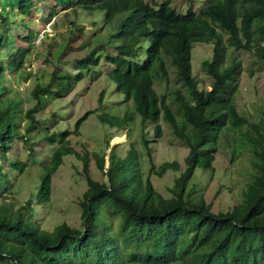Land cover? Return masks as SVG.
<instances>
[{
    "label": "trees",
    "instance_id": "16d2710c",
    "mask_svg": "<svg viewBox=\"0 0 264 264\" xmlns=\"http://www.w3.org/2000/svg\"><path fill=\"white\" fill-rule=\"evenodd\" d=\"M35 1L0 0V161L7 162L6 152L15 138L28 142L20 131L21 117L29 120L26 129L33 128L34 111L45 106L46 97L64 96L81 78L83 68H94L100 61L96 47H92L76 59L75 74L68 68L53 71L49 81L35 84L33 105L24 110L23 98L9 85L6 74L15 70L16 74L25 73L31 49L39 48L42 40L35 44L36 32L29 29L26 35L17 36L25 44H17L11 27L22 18L12 13L16 8L22 16H29ZM53 1L74 12L103 10L107 24L118 17L114 21L115 52L105 53L110 68L106 73L139 113L142 124L150 123L153 136L162 135L160 118L168 122L188 148L186 165L181 167L175 159L159 164L155 170L159 176L167 170L179 171L169 188L171 194L164 196L149 175L142 178L133 142L124 156L112 147L106 165L107 152L84 148L79 154L63 143L68 130L43 133L42 138L53 149L41 160L36 199L39 203L49 201L52 175L65 154L79 157L87 181L79 200L81 228L61 222L49 230L36 220L30 221L25 205L15 206L16 198L0 203V264H264V108L258 119L250 120L231 99L241 60L229 48L246 49L264 59V0H205L200 13L178 11L170 0ZM77 27L82 30V26ZM59 39L47 45L48 55L52 45H60ZM196 42L212 43L210 55L200 64L211 77L210 88H204L192 72L191 50ZM167 60L179 86L169 83ZM155 82L163 84L160 91ZM103 93L101 90L100 99ZM89 113L86 110L79 116L75 126ZM98 116L108 128L119 126L114 122L115 114L103 111ZM227 125L240 131L252 150L255 170L241 190V199L229 209L215 212L200 186L190 184V180L196 167L213 176V160ZM144 130L142 141L147 146L150 132ZM27 144L32 152L33 142ZM91 155L104 176L102 180L88 174ZM10 165L22 171L27 163ZM6 180L7 169L0 162L2 198L8 195L2 188ZM113 219H117L115 228Z\"/></svg>",
    "mask_w": 264,
    "mask_h": 264
},
{
    "label": "rangeland",
    "instance_id": "374dc122",
    "mask_svg": "<svg viewBox=\"0 0 264 264\" xmlns=\"http://www.w3.org/2000/svg\"><path fill=\"white\" fill-rule=\"evenodd\" d=\"M146 1L150 3L153 0ZM170 3L178 11L193 9L200 13L205 0H170ZM12 14L22 18L20 24L11 27L10 34L16 37L17 44H25L17 36L26 35L29 29L36 32L32 40L35 44L42 40L39 48L34 46L31 49L29 60L25 63L27 66L25 73L16 74L15 70L6 74L9 85L15 87L13 90L17 89L19 96L23 98L24 110L33 105L31 90L35 84L49 81L53 71L61 69L65 71L68 68L67 71L75 74L72 71L76 69V59L85 55L92 47H96L100 61L94 68H83L81 78L64 96L55 99L46 97L45 106L34 111L36 123L33 128L26 129L25 125L29 120L24 115L21 117L20 131L26 134L29 143L33 142V149L29 152L28 142L21 138H15L10 144L6 152L7 162L2 159L0 161L6 167L8 176V181L6 180L2 187L8 195L6 198L0 197V203L16 198L15 206L25 205V213L30 221L36 220L41 227L49 230L61 222L81 228L79 200L87 188V181L83 162L79 157L70 153L65 154L62 163L52 175L49 201L39 203L36 199L42 172L41 160L53 149L47 139L42 138L43 133L60 130L69 131L61 141L73 146L79 154L84 152V148L90 152H107L106 165L108 152L112 147L119 155L124 156L130 142H133L138 150L142 178L149 175L153 186L164 196H169L171 194L169 188L179 171L167 170L159 176L155 170L164 160H178L181 167H184L188 148L172 132L168 122L163 118L159 119L162 135L153 136L150 123L142 124L139 113L116 89L114 82L107 75L106 72L110 68L105 60V53L115 52L117 38L115 40L114 32L117 27L115 29L114 21L118 17L113 19L111 24H107L104 22L103 10L77 9L74 12L72 9L55 5L53 0H36L32 13L27 17L19 14L16 8ZM28 23L31 26H28ZM77 25L82 26V30ZM56 32L57 35L53 37ZM58 36L60 45L51 44L52 54L48 55L47 45L52 40L56 41ZM229 48L231 54L241 60L239 79L231 99L240 114L250 120L258 119L264 108V59H258L246 49ZM211 50V42H196L191 50L192 72L200 79L204 88H210L211 77L203 72L200 64L210 55ZM167 65L169 83L179 86L181 83L176 81L173 66L168 60ZM155 87L160 91L163 84L155 82ZM182 89L185 90L184 87ZM101 90H104L102 99L99 98ZM86 110H90V113L76 127V119ZM103 111L115 114L114 122L119 126L108 128V124L102 123L98 114ZM143 128L144 131L150 132L147 135V138H150L147 146L142 141ZM54 142L58 144L59 141ZM252 157V150L243 142L240 131L233 130L227 125L223 129L213 160V176L196 167L190 184L196 183L200 186L199 191L203 192L213 211H225L241 199V190L255 170L251 164ZM15 161L26 162L27 165L20 171L10 165V162ZM88 174L97 180L104 178L96 167L93 155L89 157ZM116 221L117 219H113L111 222L113 228Z\"/></svg>",
    "mask_w": 264,
    "mask_h": 264
}]
</instances>
